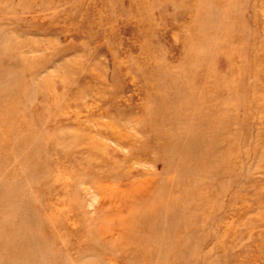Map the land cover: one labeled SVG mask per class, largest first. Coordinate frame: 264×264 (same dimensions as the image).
I'll use <instances>...</instances> for the list:
<instances>
[{
    "label": "rangeland",
    "instance_id": "374dc122",
    "mask_svg": "<svg viewBox=\"0 0 264 264\" xmlns=\"http://www.w3.org/2000/svg\"><path fill=\"white\" fill-rule=\"evenodd\" d=\"M0 264H264V0H0Z\"/></svg>",
    "mask_w": 264,
    "mask_h": 264
}]
</instances>
